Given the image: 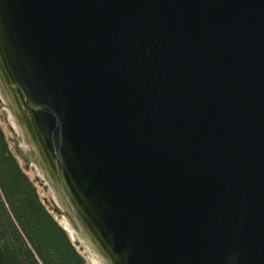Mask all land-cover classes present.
<instances>
[{
    "label": "water",
    "instance_id": "95a60500",
    "mask_svg": "<svg viewBox=\"0 0 264 264\" xmlns=\"http://www.w3.org/2000/svg\"><path fill=\"white\" fill-rule=\"evenodd\" d=\"M0 121L87 264H264V0H0Z\"/></svg>",
    "mask_w": 264,
    "mask_h": 264
},
{
    "label": "trees",
    "instance_id": "16d2710c",
    "mask_svg": "<svg viewBox=\"0 0 264 264\" xmlns=\"http://www.w3.org/2000/svg\"><path fill=\"white\" fill-rule=\"evenodd\" d=\"M0 264H87L70 232L41 199L0 121Z\"/></svg>",
    "mask_w": 264,
    "mask_h": 264
}]
</instances>
